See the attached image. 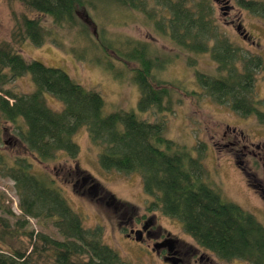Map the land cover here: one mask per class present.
<instances>
[{"label": "trees", "instance_id": "1", "mask_svg": "<svg viewBox=\"0 0 264 264\" xmlns=\"http://www.w3.org/2000/svg\"><path fill=\"white\" fill-rule=\"evenodd\" d=\"M18 1L47 16L54 27L46 28L39 19L23 16L17 33L18 43L30 41L38 47L51 38L53 44L61 47L57 29L76 30L89 48L96 49V56L91 60L115 76L119 77L114 72H120L115 69V62L135 63L130 69V78L137 86L139 98L136 112L104 113V100L97 91L85 88L60 68L25 59L10 43L1 42L0 141L8 143L10 137L11 146H19L44 164L57 161L61 153L74 161L79 146L73 137L84 128L90 143L99 149L97 163L101 170L140 176L143 192L151 198L147 212H159L180 221L183 232L219 260L264 264V227L251 213L223 200L219 191L210 185L202 162L204 144L195 146L193 155L185 146L165 137L163 122L139 117L138 113L153 107L160 112L169 108L164 104L169 89L155 71L163 70L171 59L153 56L145 42L112 41L104 36V31L95 28L100 7H124L144 13L154 20V28L182 51L208 54L215 63L213 74L201 70L193 74L195 83L206 96L242 117L253 115L264 125V99L256 97L254 92L264 61L220 31L212 18V0ZM232 1L264 21V0ZM149 2L154 7H149ZM86 45L79 50L70 48L69 52L83 58ZM187 64L192 66L195 62ZM26 74L34 85L31 92L18 93L5 87ZM45 95L59 101L61 108L55 110L48 106ZM240 150L236 164L245 168L243 158L250 153L243 147ZM254 156L256 171L262 170L264 174V155L256 153L257 159ZM72 166L63 167L64 181L71 184L74 191L77 187H86L88 195L96 201L118 204L87 171ZM31 167L27 156H18L6 169L22 197L23 214L54 218L61 240L37 234L39 244L51 252L52 264H135L103 242L102 226H84L53 175H37L31 172ZM250 186L264 200L260 185L252 181ZM143 218L146 221L148 217ZM121 231L125 229L122 227ZM0 264H32L31 254L13 251L8 255L0 251Z\"/></svg>", "mask_w": 264, "mask_h": 264}, {"label": "rangeland", "instance_id": "2", "mask_svg": "<svg viewBox=\"0 0 264 264\" xmlns=\"http://www.w3.org/2000/svg\"><path fill=\"white\" fill-rule=\"evenodd\" d=\"M149 7L154 4L149 2ZM211 7L212 18L220 31L264 61V21L238 8L232 0H212ZM100 10L95 28L104 31L106 38L116 42L125 39L142 41L153 56L171 59L163 70L155 71L169 89V97L164 102L169 108L160 112L153 107L138 113L139 117L150 122H163L165 137L185 146L193 155L194 147L203 143L202 162L210 185L219 191L223 200L251 213L264 227V200L250 186L253 181L264 191V174L262 170L256 171L253 158L255 155L257 159L256 153L264 155V125L259 124L253 115L242 117L227 106L214 103L199 89L194 71L214 73L215 63L208 54L182 51L165 34L157 31L154 20L142 12L114 6L100 7ZM23 16L39 19L46 28L53 27L47 16L26 8L20 1L0 0V43L8 42L25 59L60 68L85 88L97 91L104 100V113L136 112L139 92L130 78V69L135 63L115 62V69H120L119 73L113 70L119 75L115 76L91 60L96 56V49L89 48L76 30L57 29L56 37L60 39L61 47L53 44L51 38L38 47L30 41L18 43L17 33ZM85 45L87 51L83 58L69 52L70 48L79 50ZM188 61H194L195 65L187 64ZM5 87L14 92L29 93L34 85L30 75L26 74ZM254 92L256 97L264 99V70L258 73ZM45 98L51 108H61L55 98L50 95ZM6 127L11 132L9 124ZM7 139L8 143L0 141V251L5 254L25 251L31 254L32 264H52V254L39 244L37 234L62 239L54 226V218L25 216L21 211L22 197L6 168L15 157L27 156L32 163L31 172L53 175L56 185L71 208L81 216L84 226H102L103 242L126 261L135 264H248L242 260L227 262L217 259L183 232L180 221L159 212H147L146 206L151 198L144 194L140 176L101 170L97 163L99 149L90 143L84 128L73 137L79 146L74 161L61 153L57 161L44 164L19 146H11V138ZM240 147L250 153L243 158L245 168L236 164L238 154L242 152ZM69 165L87 171L115 197L118 204L96 201L88 195L86 187H77L74 191L71 184L64 181L66 171L63 167ZM144 216L148 217L146 221ZM122 227L125 232L121 231Z\"/></svg>", "mask_w": 264, "mask_h": 264}]
</instances>
